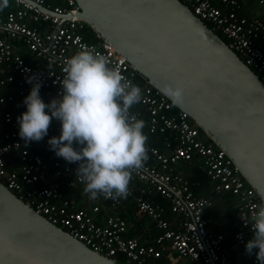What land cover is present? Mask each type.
I'll list each match as a JSON object with an SVG mask.
<instances>
[{
    "label": "built area",
    "instance_id": "2783aa9c",
    "mask_svg": "<svg viewBox=\"0 0 264 264\" xmlns=\"http://www.w3.org/2000/svg\"><path fill=\"white\" fill-rule=\"evenodd\" d=\"M56 1L59 4L9 0L8 7L0 10V105L18 98L27 111L23 100L32 85L26 78L32 75L42 84L39 94L45 104L57 98L66 61L81 45L104 55L109 67L137 85L139 73L91 27L95 42L85 41L89 26L77 17L75 0ZM178 1L210 24L214 33L225 37L227 46L264 83L262 20L239 16L238 0ZM252 1L264 8V0ZM137 86L142 99L132 106L130 114L145 122V135L162 138L164 152L146 142L153 162L132 170L127 198L69 196L68 191L85 185L76 176L78 163H68L49 150L48 140L61 134L60 122L53 119L48 135L26 146L17 123L21 113L11 111L2 115L8 129L0 145V182L36 214L106 258H124L126 264H155L170 247L178 257L194 264H232L223 247L224 236L210 232L203 216L213 207V201L196 197L184 174L174 173L173 168L197 161L212 190L235 199L238 226L234 241L238 248H245L252 238L251 222L256 206L263 202L226 152L201 134L186 112L174 110L172 102L148 82ZM125 199L134 204L133 219L150 221L158 232L152 243L127 237L129 223L121 209ZM168 212L174 216L172 220ZM256 252L258 249L252 255L246 253L252 264H258Z\"/></svg>",
    "mask_w": 264,
    "mask_h": 264
},
{
    "label": "water",
    "instance_id": "95a60500",
    "mask_svg": "<svg viewBox=\"0 0 264 264\" xmlns=\"http://www.w3.org/2000/svg\"><path fill=\"white\" fill-rule=\"evenodd\" d=\"M77 17L226 152L264 203V83L178 0H75ZM0 264H119L93 252L0 182Z\"/></svg>",
    "mask_w": 264,
    "mask_h": 264
},
{
    "label": "clouds",
    "instance_id": "9594fccd",
    "mask_svg": "<svg viewBox=\"0 0 264 264\" xmlns=\"http://www.w3.org/2000/svg\"><path fill=\"white\" fill-rule=\"evenodd\" d=\"M8 4L9 0H0V10ZM63 71L62 90L47 104L39 94L42 84L38 77L26 78L32 88L23 100L27 111L17 117L20 138L26 146L39 142L48 135L52 120L59 121L61 134L48 140L49 150L68 163H78L76 176L89 199L127 198L132 170L143 167L148 159L145 122L130 114L142 99L140 87L109 67L107 58L87 45L67 59ZM163 91L174 101L182 95L180 88L165 87ZM256 207L253 235L245 250L252 255L258 249V264H264V203Z\"/></svg>",
    "mask_w": 264,
    "mask_h": 264
},
{
    "label": "crops",
    "instance_id": "0c3cea01",
    "mask_svg": "<svg viewBox=\"0 0 264 264\" xmlns=\"http://www.w3.org/2000/svg\"><path fill=\"white\" fill-rule=\"evenodd\" d=\"M240 5L243 9L244 15H247L248 18H259L264 14V8L257 6L254 1L250 2L249 0H240ZM159 137H156L155 139L159 140ZM155 147L164 152L163 146L161 148L159 146ZM148 158L150 161L146 162L152 163V158L150 156H148ZM195 167L200 169V163L197 161L189 164L180 163L178 166L173 168V171L174 173L181 172L185 177H190L194 175ZM201 170L203 169L201 168ZM199 177L201 178V176ZM208 184L209 185L204 187V185L195 183L197 193L193 192L196 197L208 198L213 201V207L206 210L203 215L204 219L208 221V230L224 235L225 240L223 247L225 248L232 264H244V261L248 259L246 251L244 250V248H238L235 245V241L233 240L234 238L231 237L232 233H234L235 231L237 223V216L235 212L236 201H234V199L232 198L223 199L222 197L225 195L219 194L218 196H216L217 193L212 190L211 183ZM83 189V186H79L75 190L68 191L67 194L71 197L74 196L75 198H78L86 195ZM121 209L123 216L127 215L126 217H128L129 214H131L133 218L134 204L132 203L131 199H125ZM168 214L169 219L172 220L174 216H172L169 212ZM132 220V222H128V237L130 236V238H139L143 243H152L154 237L158 234V232L154 229L153 224L146 219H141L138 221H135L134 219ZM164 262H170L171 264H194L191 261L183 260L178 257L170 247L168 248L166 256L160 260L155 261V264H163Z\"/></svg>",
    "mask_w": 264,
    "mask_h": 264
},
{
    "label": "trees",
    "instance_id": "16d2710c",
    "mask_svg": "<svg viewBox=\"0 0 264 264\" xmlns=\"http://www.w3.org/2000/svg\"><path fill=\"white\" fill-rule=\"evenodd\" d=\"M250 2L252 1V0H249ZM238 2H239V5H240V0H238ZM45 3L48 5V4H52V5H57V4H59L58 3V1H56V0H45ZM215 5H217V6H220V4L219 3H217L216 1L215 2H213ZM257 6H258V4H257ZM223 10H225L224 8H223ZM237 14L239 15V16H245V17H247L248 18V16L247 15H244V12H243V9L241 8V5H240V8H239V10L237 11ZM259 19L260 20H262L263 22H264V14L262 15V16H260L259 17ZM204 24L208 27V28H210L211 29V26H210V24H208V23H206V22H204ZM93 30L90 28V27H87V33L85 34V41H87V42H89V43H93V42H95V38L93 37ZM215 34H217L226 44H228V40L225 38V37H223L220 33H215ZM145 83V82H147V80L142 76V75H138V78H137V80L135 81V83L137 84V85H139V84H141V83ZM17 108V109H16ZM174 110H178L176 107H174ZM6 111H11V112H17V113H24V112H26V110H25V108L24 107H22V104H21V102H20V100L18 99V98H16L15 99V101L14 102H12V103H5V104H3V105H0V145H2L5 141L3 140V138H2V135L7 131V126L3 123V121H2V115H3V113L4 112H6ZM200 131H201V134L203 133V131L200 129ZM204 134V133H203ZM147 136V141L149 142V143H152L151 145H154V146H159L160 148L162 147V145H161V137H159V140L158 139H155L156 138V136H151V135H146ZM150 160H149V158L147 159V162H149ZM193 163V162H192ZM200 168V167H199ZM202 168V167H201ZM201 168L200 169H198V168H196L195 167V171H194V175L193 176H190V177H186L187 178V180L189 181V183L191 184V190L194 192V193H197V189H196V187H195V183H199V184H201V185H204V187L205 186H207V185H209L208 183H211L210 182V180L208 179V177L206 176V174H205V172L203 171V170H201ZM199 176H201V178L199 177ZM219 194H216V196H218ZM223 199H227V198H232V199H234L233 197H231L230 195H228V194H226L225 196H223L222 197ZM234 201H235V199H234ZM236 206V205H235ZM236 208V207H235ZM235 212H236V216H237V211H236V209H235ZM127 216V215H126ZM126 216H123L124 218H126V220L128 221V222H132L133 220V218H132V216H131V214H129V216L128 217H126ZM131 219V220H130ZM206 220V219H205ZM207 221V220H206ZM208 222V221H207ZM208 225V224H207ZM237 226H238V222L236 223V227H235V231H234V233H232V235H231V237L232 238H234V234H235V232H236V230H237ZM208 227V226H207ZM210 231V230H209ZM210 232H212V231H210ZM212 233H214V232H212ZM214 234H219V233H214ZM221 234V233H220ZM223 235V234H222ZM224 236V235H223ZM127 237H128V235H127ZM130 237V236H129ZM132 238V237H131ZM224 240H225V237H224ZM234 240V239H233ZM230 241V240H229ZM244 250H245V248H244ZM246 251V250H245ZM117 261V263H119V264H126L125 263V260H124V258H119V259H116ZM244 264H252L251 263V261L249 260V259H247V260H245L244 261Z\"/></svg>",
    "mask_w": 264,
    "mask_h": 264
}]
</instances>
